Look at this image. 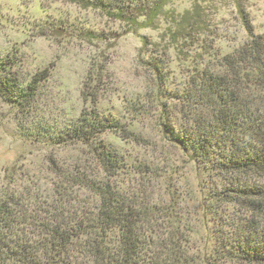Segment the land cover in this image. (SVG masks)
Returning <instances> with one entry per match:
<instances>
[{
  "label": "trees",
  "instance_id": "16d2710c",
  "mask_svg": "<svg viewBox=\"0 0 264 264\" xmlns=\"http://www.w3.org/2000/svg\"><path fill=\"white\" fill-rule=\"evenodd\" d=\"M172 1L68 0L124 24L131 33L154 29ZM199 12L195 3L175 21L171 35L172 43L182 41L200 58L182 92L165 97L159 63L148 56L141 63L155 78L154 103L165 139L173 138L207 180L202 189L201 246L192 244L191 230L179 220L173 198L169 205L156 207L151 196L127 193L113 183L127 164L99 137L107 131L122 138L130 133L98 111L102 76L93 70L82 93L89 106L56 143L88 147L105 179L56 168L52 172L59 185L51 202L36 204L5 193L0 198V264H264V35L254 33L240 9L247 40L220 57L205 39L196 37L206 32ZM86 36L94 37L90 32ZM142 43L147 55L151 43ZM47 76L46 69L23 86L2 76L0 96L22 108L33 101ZM166 108L176 110L184 129L175 131ZM76 187L96 199L87 207L76 206ZM113 230L118 240L111 245Z\"/></svg>",
  "mask_w": 264,
  "mask_h": 264
},
{
  "label": "rangeland",
  "instance_id": "374dc122",
  "mask_svg": "<svg viewBox=\"0 0 264 264\" xmlns=\"http://www.w3.org/2000/svg\"><path fill=\"white\" fill-rule=\"evenodd\" d=\"M195 3L206 30L196 37L205 39L220 57L247 40L238 10L248 15L256 35H264V0H173L154 29L137 33L68 0H0V77L23 86L48 70L26 106L15 108L0 96V198L15 193L36 204L51 202L59 185L52 172L56 168L105 179L88 147L56 143L58 135L89 106L82 93L94 70L102 76L98 111L130 133L122 138L107 131L99 137L127 164L113 183L127 193L151 196L150 203L156 207L169 205L173 198L179 220L191 230L192 244L200 247L207 180L171 142L173 138L165 139L154 103L155 78L141 63L147 56L159 63L165 97L185 89L188 72L200 58L182 41L172 43L171 35L175 21ZM87 32L94 37H85ZM144 39L151 43L147 55L142 52ZM166 110L175 131L184 129L176 110ZM73 192L76 206L82 208L96 199L84 189L76 187ZM117 240L118 231L113 230L108 241L114 245Z\"/></svg>",
  "mask_w": 264,
  "mask_h": 264
}]
</instances>
